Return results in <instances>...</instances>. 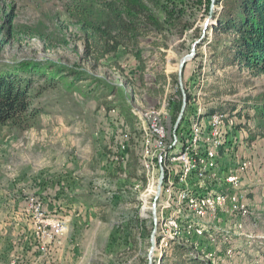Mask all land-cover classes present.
<instances>
[{
    "label": "rangeland",
    "instance_id": "1",
    "mask_svg": "<svg viewBox=\"0 0 264 264\" xmlns=\"http://www.w3.org/2000/svg\"><path fill=\"white\" fill-rule=\"evenodd\" d=\"M89 1L0 0V72L34 73L41 111L26 128L0 124V264H264V137L247 141L264 74L219 56L230 41L219 28L224 4L118 0L147 15L140 34L117 44L82 27ZM193 47L183 92L178 68ZM184 93L179 126L197 143L194 158L174 135ZM53 197L72 205L42 254L27 210ZM33 210L35 226L45 224Z\"/></svg>",
    "mask_w": 264,
    "mask_h": 264
},
{
    "label": "trees",
    "instance_id": "2",
    "mask_svg": "<svg viewBox=\"0 0 264 264\" xmlns=\"http://www.w3.org/2000/svg\"><path fill=\"white\" fill-rule=\"evenodd\" d=\"M94 2L99 3L104 12L101 10L98 13L94 9L96 7ZM220 2L224 4V11L221 13L219 28L229 35L230 41L223 46L219 56L224 59L225 65L240 66L254 75L264 74V0H220ZM79 8L80 14L86 17L83 18L81 24L88 34L94 38L113 40L117 44H123L126 37L130 38L131 35L140 34L141 16L147 15L143 4L131 7L130 11L134 13L132 15L128 8L118 0H91L86 4H81ZM96 14L100 20L95 24L91 20ZM23 69L22 65L15 68L10 66L9 69L7 67L0 72V124L2 125L26 128L41 112L35 105L36 90L33 89V78L29 77L34 73L22 74ZM175 81L178 83V80L175 79ZM188 98L190 101L191 95H188ZM253 106L256 108L254 116L257 131L247 138L248 142L255 141L259 136L264 137V97L261 101H256ZM216 113L226 114L222 110L219 112L212 110L208 115L212 117ZM183 129L182 125L178 128V142L182 144L181 151L193 157L197 143L192 142L191 136L189 139L182 134ZM224 143L220 148L219 145L216 147V150L220 149L218 157L219 154H224ZM177 146L170 151L178 150ZM208 157L210 158V153ZM198 194H203V192ZM45 213L46 215L51 214L47 208H45ZM190 260L193 259H186L184 263L196 264L194 260L195 263Z\"/></svg>",
    "mask_w": 264,
    "mask_h": 264
},
{
    "label": "built area",
    "instance_id": "3",
    "mask_svg": "<svg viewBox=\"0 0 264 264\" xmlns=\"http://www.w3.org/2000/svg\"><path fill=\"white\" fill-rule=\"evenodd\" d=\"M148 122L151 124V127H155V130H157L156 138L160 137V135H164L163 128H158V126H156L155 121L153 119H148ZM171 145H173V138L168 140L167 146H171ZM182 157L184 158V155H182ZM28 207H31L32 209H36L37 211H39V213L42 216L45 217V224H42L41 226H34V231H37L38 234V242L33 243V245L35 244L37 250L40 253L44 254V252L42 251V241H49L50 245L56 243L64 229L62 226L55 224L56 215L53 216L45 215L46 206L39 199L32 200V205H28Z\"/></svg>",
    "mask_w": 264,
    "mask_h": 264
},
{
    "label": "crops",
    "instance_id": "4",
    "mask_svg": "<svg viewBox=\"0 0 264 264\" xmlns=\"http://www.w3.org/2000/svg\"><path fill=\"white\" fill-rule=\"evenodd\" d=\"M43 202H44V205L46 206V208L51 212L50 216L56 215L55 218H62V219H65V218L64 217H60V215H59L58 212H62V210L63 211L64 210H67V208L70 207V205H72V203H69V202H67V203H69V204H67L66 203V199H64L62 197L61 198L60 197H58V198L53 197L52 200H50V198H48V201L47 202L44 201V200H43ZM31 203H32V201L29 203V205H32ZM21 208L22 207L19 206L16 209L19 210ZM27 211H28V214L30 216V222L32 223V228H33V232H32L33 233V236L31 237V241H32L31 244H32L34 241H38V238L36 237V234H35V231H34V226H35V223L34 222L36 220V216L37 215L35 214L34 210L31 207H28V210ZM47 216H48V214H47ZM42 246L44 247L43 249H46L47 243L45 244L42 241ZM7 258H8V256H7ZM12 259H18V260H20L21 258L18 257V256H15V257L13 256L10 260H12ZM10 260H8V261H10ZM8 261L4 262L3 264H6Z\"/></svg>",
    "mask_w": 264,
    "mask_h": 264
},
{
    "label": "water",
    "instance_id": "5",
    "mask_svg": "<svg viewBox=\"0 0 264 264\" xmlns=\"http://www.w3.org/2000/svg\"><path fill=\"white\" fill-rule=\"evenodd\" d=\"M195 47L192 48L191 52L189 54H187L180 62L179 64V68H178V72H179V83L181 85V89L182 91L184 92L183 90V71H184V68L186 67L187 63L192 60L194 57H195ZM186 106V96H185V93H184V101H183V108H182V111L180 113V118L178 119V121L176 122L175 124V127H174V135L177 134V130H178V127H179V121L180 119L183 117V110H184V107ZM161 163V162H160ZM164 179H165V170H164V167L162 164H160V179H159V182H158V186H157V193H156V196H155V201H154V208L156 206V202L158 201V197L160 196V192H161V188H162V184L164 182ZM156 210L154 209V220L156 219ZM152 244H155V235H153L152 237Z\"/></svg>",
    "mask_w": 264,
    "mask_h": 264
},
{
    "label": "bare ground",
    "instance_id": "6",
    "mask_svg": "<svg viewBox=\"0 0 264 264\" xmlns=\"http://www.w3.org/2000/svg\"><path fill=\"white\" fill-rule=\"evenodd\" d=\"M60 221H55V224L64 227L65 226V221L63 219H57ZM63 223V224H62ZM64 229V228H63ZM65 230L62 231V233H64Z\"/></svg>",
    "mask_w": 264,
    "mask_h": 264
}]
</instances>
